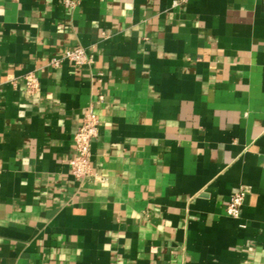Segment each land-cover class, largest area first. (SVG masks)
<instances>
[{"label": "crops", "instance_id": "0c3cea01", "mask_svg": "<svg viewBox=\"0 0 264 264\" xmlns=\"http://www.w3.org/2000/svg\"><path fill=\"white\" fill-rule=\"evenodd\" d=\"M74 1L0 0V264H264V0Z\"/></svg>", "mask_w": 264, "mask_h": 264}, {"label": "built area", "instance_id": "2783aa9c", "mask_svg": "<svg viewBox=\"0 0 264 264\" xmlns=\"http://www.w3.org/2000/svg\"><path fill=\"white\" fill-rule=\"evenodd\" d=\"M181 0H174L177 5ZM185 1V0H182ZM67 5L74 6V0H65ZM65 60H68L75 66L92 67L95 63L94 56L83 46H77L68 54L62 57H53L48 61L51 66H60ZM41 87L40 78L35 71L26 75L27 92L31 95L37 93ZM100 118L94 106L84 112L81 122L74 135V155L70 159L71 171L75 178L84 181L93 174L91 163L92 143L99 135ZM247 187L242 186L235 192L226 206L227 214L232 218L241 217V209L247 193Z\"/></svg>", "mask_w": 264, "mask_h": 264}, {"label": "water", "instance_id": "95a60500", "mask_svg": "<svg viewBox=\"0 0 264 264\" xmlns=\"http://www.w3.org/2000/svg\"><path fill=\"white\" fill-rule=\"evenodd\" d=\"M247 197V196H246Z\"/></svg>", "mask_w": 264, "mask_h": 264}]
</instances>
